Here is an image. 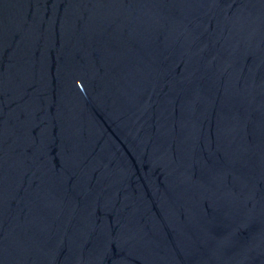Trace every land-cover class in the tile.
Returning a JSON list of instances; mask_svg holds the SVG:
<instances>
[{"label":"water","instance_id":"water-1","mask_svg":"<svg viewBox=\"0 0 264 264\" xmlns=\"http://www.w3.org/2000/svg\"><path fill=\"white\" fill-rule=\"evenodd\" d=\"M0 264H264V0H0Z\"/></svg>","mask_w":264,"mask_h":264}]
</instances>
